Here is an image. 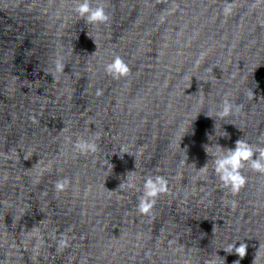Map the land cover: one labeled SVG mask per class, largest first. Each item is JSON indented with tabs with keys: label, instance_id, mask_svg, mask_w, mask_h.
Here are the masks:
<instances>
[{
	"label": "water",
	"instance_id": "1",
	"mask_svg": "<svg viewBox=\"0 0 264 264\" xmlns=\"http://www.w3.org/2000/svg\"><path fill=\"white\" fill-rule=\"evenodd\" d=\"M225 2L93 0V26L76 0H0V264H264V174L233 195L204 150L264 137V0ZM226 93L243 108L217 118ZM127 174L168 179L151 218Z\"/></svg>",
	"mask_w": 264,
	"mask_h": 264
},
{
	"label": "clouds",
	"instance_id": "2",
	"mask_svg": "<svg viewBox=\"0 0 264 264\" xmlns=\"http://www.w3.org/2000/svg\"><path fill=\"white\" fill-rule=\"evenodd\" d=\"M233 9V3H231L230 0H226L223 8V15L225 17L230 16ZM72 11L76 16L89 25H104L110 21V17L105 10V7L99 3L93 6V0H76ZM197 63H199V61H197ZM104 71L114 79H120L128 76L130 68L127 63L117 55L112 62L104 66ZM230 96V93H226L221 100L217 111V118H227L230 115L241 111L243 108L242 104L233 103ZM180 130L182 131L183 129L181 128ZM221 137H228V133L224 131V135ZM98 139V134L86 138L78 137L73 147L82 155L95 154L99 151V144L97 143ZM262 143H264V137H261L260 142L255 144L241 138L235 142L234 148H225L219 144L212 146L204 145L206 154L211 157L210 161L213 165L212 171L218 182L227 190V192L234 195L246 185L248 180L247 176L244 174L246 169H251L254 172L264 174V146H261ZM210 148L214 149V151L210 152ZM209 162L198 171L200 173L207 172ZM134 172L135 171L132 173ZM36 182L39 181L37 180ZM126 182L129 189H134L140 192L137 203L138 213L150 218L154 215L155 205L157 204L159 197L169 192V181L161 175H147L143 178L142 185L137 186L133 182V179L128 177L127 174ZM70 183L71 181L68 178L58 180L55 183V190L57 193L63 192ZM232 204L235 206V201H232ZM60 243L64 244L65 241L62 240ZM229 247L232 251L233 248H235L236 253H238L241 258L246 255V244L241 243L239 247H235L234 244ZM226 251L228 252V250ZM236 264H239V261H237Z\"/></svg>",
	"mask_w": 264,
	"mask_h": 264
}]
</instances>
